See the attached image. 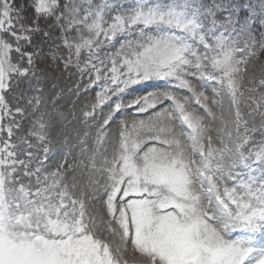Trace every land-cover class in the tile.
Returning a JSON list of instances; mask_svg holds the SVG:
<instances>
[{
    "label": "snow or ice",
    "instance_id": "obj_1",
    "mask_svg": "<svg viewBox=\"0 0 264 264\" xmlns=\"http://www.w3.org/2000/svg\"><path fill=\"white\" fill-rule=\"evenodd\" d=\"M114 43L115 52L101 56ZM260 55L264 0H0V264H264V92L248 97L247 113L239 99V81ZM41 57L99 89L85 117L111 95L159 79L191 93L211 121L193 81L217 84L231 120L210 128L164 91L138 111L169 100L187 146L170 129L162 137L163 127L140 121L124 126L109 157L105 136L117 102L97 128L77 196L79 182L69 184L64 164L49 168L57 122ZM258 83L264 88V79ZM213 104L223 114L222 101ZM165 115L172 117L157 113ZM89 198L103 215L88 211ZM129 251L139 261L130 262Z\"/></svg>",
    "mask_w": 264,
    "mask_h": 264
},
{
    "label": "rangeland",
    "instance_id": "obj_2",
    "mask_svg": "<svg viewBox=\"0 0 264 264\" xmlns=\"http://www.w3.org/2000/svg\"><path fill=\"white\" fill-rule=\"evenodd\" d=\"M122 2L130 3L131 0H122ZM253 2H258V0H253ZM28 15L30 16L31 12H28ZM42 47L45 48L44 55L47 56L48 48L54 47V45L49 41ZM118 47V43L105 45L101 51V56L112 55ZM39 64L44 82V96L49 100L50 105L54 106L50 109L51 117L57 122V134L53 140L54 147L50 153L49 168L54 170L56 166L64 164L65 170L69 173L67 177L69 184L72 183L73 177L79 182L78 187L74 190L77 196L80 192V186L88 182L90 175L89 157L95 149L97 128L104 118L112 112L113 105L117 102L121 104V109L112 116V122L108 126L105 136L106 144L104 147L107 149L109 157L117 147V137L124 126L131 130L133 125H139L140 121H144L146 124H153L155 126L154 131L163 127L164 131L158 133L162 137L169 136L170 129L171 133L178 135L187 146L189 142L185 133L188 130L180 123L169 100H157L155 108L150 107L144 112L138 111V108L143 106L145 97L152 101L164 91H171L181 102H186V111L201 117L204 124L210 128L215 129L219 126L221 118L229 122L231 120L229 97L226 94V90L220 89L217 84L209 83L205 85L201 82L193 81L196 92H203L207 96L206 103L211 109L213 116L217 118L215 121H211L203 108L194 103L191 93L187 90L177 89L172 81L159 79L142 81L111 95L103 106L95 108L94 116L85 117L83 113L91 109L96 103V93L99 89L90 86L86 87L87 77L81 78L74 68L64 69L60 62L45 60L41 57ZM260 79H264V55H260L250 61L248 72L239 81L240 90L243 92V95L239 97L242 112L247 113L249 111L247 105L252 103V100L248 99L249 96L257 97L261 92H264V88H261L258 83ZM252 87L257 88L255 93L249 92ZM217 91L219 96L214 94ZM215 100L222 101L223 114L221 108L213 104ZM136 101L140 103L136 104ZM202 103H205V101H202ZM165 109L167 112L172 113L171 119L166 115L160 118L157 117V113ZM140 134L141 136L147 135L144 130H141ZM152 143L149 141L144 147H149ZM213 144L217 147L219 146L215 133H213ZM97 162L99 163V157ZM86 204L88 211L103 215L101 202L92 201L89 198L86 200ZM99 234L113 246L119 244L118 236H109L103 228H101ZM126 258L130 262L132 260L139 261L140 259L131 251H129Z\"/></svg>",
    "mask_w": 264,
    "mask_h": 264
},
{
    "label": "trees",
    "instance_id": "obj_3",
    "mask_svg": "<svg viewBox=\"0 0 264 264\" xmlns=\"http://www.w3.org/2000/svg\"><path fill=\"white\" fill-rule=\"evenodd\" d=\"M18 2L20 3V5H23V0H18ZM30 3V0H29Z\"/></svg>",
    "mask_w": 264,
    "mask_h": 264
}]
</instances>
